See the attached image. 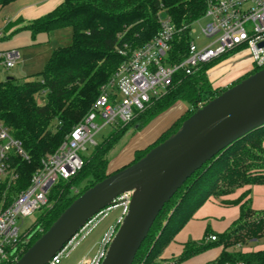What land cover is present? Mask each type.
Segmentation results:
<instances>
[{
  "label": "trees",
  "instance_id": "obj_1",
  "mask_svg": "<svg viewBox=\"0 0 264 264\" xmlns=\"http://www.w3.org/2000/svg\"><path fill=\"white\" fill-rule=\"evenodd\" d=\"M15 1L0 0V8ZM206 1L62 0L46 15L15 29L12 35L27 31L34 38L39 33L70 28L72 36L69 46L52 51L38 79L0 83V120L29 156L28 161L17 163L19 178L12 191L20 192L28 186L41 158L53 153L90 112L93 102L124 60L117 51L130 53L150 41L159 29V18L169 16L176 28L190 25L202 17ZM21 23L18 19L7 28ZM188 39L187 29L174 37L169 54L172 62L184 58ZM226 58L202 66L190 76L176 75L167 91L135 117L139 129L174 104H188L155 141L135 150L129 163L109 170L108 154L127 131L120 129L121 126L114 127L88 157L83 156L81 169L50 189L48 202L51 206L36 217L32 225L36 233L28 236V241L16 251L15 260L9 264L17 261L83 192L138 161L174 134L198 107L220 95L224 90L211 87L207 71ZM256 71H249L244 78ZM263 140L264 126L234 141L195 171L163 206L132 264H159L165 247L209 197L227 196L244 187L264 185ZM227 204L239 206L238 218L220 235L207 231L202 242L187 243L173 264L214 247H221V252L209 264H264V250L243 252L245 246L257 244L264 238V210L256 212L251 208L247 190ZM210 236H215V241H209Z\"/></svg>",
  "mask_w": 264,
  "mask_h": 264
},
{
  "label": "built area",
  "instance_id": "obj_2",
  "mask_svg": "<svg viewBox=\"0 0 264 264\" xmlns=\"http://www.w3.org/2000/svg\"><path fill=\"white\" fill-rule=\"evenodd\" d=\"M201 20L204 24L199 28V37H195L191 28ZM158 25L156 35L142 47L130 53L117 51L124 60L93 102L90 112L72 128L57 150L41 158L28 186L20 192L12 191L19 178L17 163L28 161L29 156L0 120V264L14 256L15 249L32 228L24 229L23 219L49 206L50 189L81 169L83 156L80 153L87 146L96 145L94 136L104 127L113 129L129 124L167 91L176 75L190 76L224 56L233 59L245 55L250 71L264 68V0H207L202 17L190 25L176 28L169 16L159 18ZM185 29L189 36L186 54L181 61L172 62L171 42ZM2 31L0 29V39ZM201 37L210 41L202 44ZM18 60V50L0 51V75L14 68ZM6 80L0 79V83ZM129 199V194L117 198L120 202L114 206L121 205L122 211L115 227L103 237L93 259H85L82 264H101L115 229L127 211ZM103 212L75 233L47 264H60L61 258L77 245L79 234L85 232L82 240ZM208 240L215 241V236Z\"/></svg>",
  "mask_w": 264,
  "mask_h": 264
},
{
  "label": "water",
  "instance_id": "obj_3",
  "mask_svg": "<svg viewBox=\"0 0 264 264\" xmlns=\"http://www.w3.org/2000/svg\"><path fill=\"white\" fill-rule=\"evenodd\" d=\"M263 126L264 68L198 107L138 161L83 192L13 264H47L124 194L130 195L127 211L101 264H132L157 215L184 182L234 141Z\"/></svg>",
  "mask_w": 264,
  "mask_h": 264
},
{
  "label": "rangeland",
  "instance_id": "obj_4",
  "mask_svg": "<svg viewBox=\"0 0 264 264\" xmlns=\"http://www.w3.org/2000/svg\"><path fill=\"white\" fill-rule=\"evenodd\" d=\"M4 15L11 18V9H2V13H0V19H3L5 17ZM203 24L204 21L201 20L198 24H194L192 26L191 30L194 31L193 35L195 37H199V28ZM24 25L25 24H22L20 27H23ZM10 29L11 28L6 27L2 31L3 36L0 39V51L12 49L18 50L20 54V60H18L14 68L2 73L0 75V79L10 77L12 80L19 83L29 79H38L39 74L42 72L46 63L48 62L52 51L57 48L69 46L71 43L72 33L70 28L60 29L48 34L39 33L34 38H32L27 31L12 35L11 33L14 30L11 31ZM209 41L210 39H204L201 37L199 42L206 44ZM246 61L247 58L245 55L234 57L233 59L230 57L210 68L207 71V77L211 87L213 89L226 90L234 82L244 78L246 76L245 74L237 77V73L235 74V72L236 66L239 68V70H245L244 66ZM187 107V103H176L170 109L159 116H156L148 124L142 126L139 129H137L138 121L135 118L131 123L124 126L122 125L120 129L124 128L127 129V131L123 134L121 139L108 154V161L111 169L118 167L120 162H123L125 159H127L133 149L142 148L145 144H147L145 142L155 139L156 136H158V134L164 131L176 118H178ZM111 132L112 127L107 126L97 133L94 136L96 145H98L102 139L106 138ZM93 149L94 145L91 144L87 146L86 150L80 153V155L88 157ZM50 206L51 204H49L47 208L39 211V213H35L32 216L23 219L22 226L24 229L31 227L32 224L35 223L36 217L43 211L47 210ZM121 211V205H112L110 208L104 210V212L96 218V225L90 230L88 234L85 235L82 240L81 237L85 232L82 231L79 234L77 245L68 255L61 258L60 264H82L81 262H83L85 259H93L94 255L100 248L103 237L115 227ZM31 233H36V228H31L29 232L27 231L26 236H24V241L17 246L14 256L12 258L10 257L5 264H9L15 260V257L21 249V246L23 243L28 241V236ZM17 250L18 252H16ZM158 263L166 264L162 260L161 256Z\"/></svg>",
  "mask_w": 264,
  "mask_h": 264
},
{
  "label": "crops",
  "instance_id": "obj_5",
  "mask_svg": "<svg viewBox=\"0 0 264 264\" xmlns=\"http://www.w3.org/2000/svg\"><path fill=\"white\" fill-rule=\"evenodd\" d=\"M62 0H16L15 2L0 8L11 9L12 17L5 16L0 19V29L6 28L9 24L14 23L18 19L22 21L21 24L13 26L10 30L20 28L22 24H26L32 20L42 17L52 11L58 6ZM245 70L237 68V77L247 74L250 70V62L247 59L245 62ZM238 71V72H237ZM236 77V76H235ZM159 136V134H158ZM156 136V138L158 137ZM155 138V139H156ZM153 140H148L142 148L151 144ZM264 149V140L262 142ZM135 148L129 154V157L123 162H120L118 167L109 170L121 168L131 161L135 150L142 149ZM248 191V198L251 202V208L260 212L264 210V185H253L236 190L234 193L221 197H209L185 223L179 232L175 234L172 241L165 247L162 252L161 258L166 264H173V260L177 258L184 246L187 243H200L205 239V233L210 231L214 235H220L225 232L229 226L239 216V206L234 204H227L228 202L236 200L243 192ZM264 250V238L257 244H250L243 248V252H256ZM221 247L211 248L197 256H194L180 264H209L212 263L220 254Z\"/></svg>",
  "mask_w": 264,
  "mask_h": 264
}]
</instances>
